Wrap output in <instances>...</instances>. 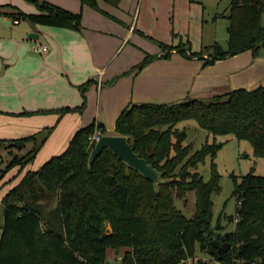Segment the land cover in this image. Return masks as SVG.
Here are the masks:
<instances>
[{
    "label": "trees",
    "instance_id": "1",
    "mask_svg": "<svg viewBox=\"0 0 264 264\" xmlns=\"http://www.w3.org/2000/svg\"><path fill=\"white\" fill-rule=\"evenodd\" d=\"M38 12H26L13 5H0V14L13 21L79 30L82 14L48 1L31 0ZM104 12L98 0H81ZM264 0H231L227 14L228 48L215 45L213 52H192L184 43L177 45L186 57L208 55L207 64L246 50L264 56ZM163 47L168 45L162 44ZM169 48H171L169 46ZM189 51V52H188ZM149 61L145 57L142 68ZM85 93V84L80 86ZM64 107L23 111L19 115L82 111ZM193 118L213 135V141L192 152L186 132L177 124ZM103 134L108 131L99 126ZM46 127L27 137L7 140L8 148L22 149L32 141L25 154L13 155L0 178L14 166L25 167L35 159L53 131ZM94 123L80 128L67 149L30 170L11 188L0 205V264H93L106 261L109 247H127L124 264H178L193 256L197 245L206 247L216 258L252 264L264 263V175L252 172L232 175L233 195L239 202L234 232L223 238L227 251L212 246V194L218 192L219 174L213 158L223 142L217 136L232 134L248 140L254 154L264 157V86L237 88L209 98L186 97L171 103H131L119 115L115 133L128 136L135 151L158 169L166 182L158 188L137 170L129 167L108 147L88 164L89 137ZM212 157V177L205 181L197 170L205 157ZM195 194V212L187 217L175 198ZM108 224L110 228H108ZM233 246V248H231Z\"/></svg>",
    "mask_w": 264,
    "mask_h": 264
},
{
    "label": "crops",
    "instance_id": "2",
    "mask_svg": "<svg viewBox=\"0 0 264 264\" xmlns=\"http://www.w3.org/2000/svg\"><path fill=\"white\" fill-rule=\"evenodd\" d=\"M5 1L2 5L39 11L31 0ZM39 1L80 12L82 27L76 30L39 24L34 29H22L13 38L12 51L5 58L8 64L0 63V71L15 74L0 85V139L27 137L54 126L34 161L23 171L20 166L11 169L18 171L9 190L27 171L37 170L64 152L80 128L94 123L95 131H101L99 126L103 125L108 134H116V121L131 103H171L190 96L209 98L237 88L264 86V56H255L251 50L207 64V54L186 57L178 44L163 47L169 31L177 33V0H98L104 12L81 0ZM31 32L39 37L30 39ZM36 42L48 49L34 51ZM145 57H149L148 63L138 68ZM83 84L85 93L80 89ZM83 104L82 111L62 116L53 112L19 115ZM28 143L33 142L24 147ZM7 146L13 158L16 153Z\"/></svg>",
    "mask_w": 264,
    "mask_h": 264
},
{
    "label": "rangeland",
    "instance_id": "3",
    "mask_svg": "<svg viewBox=\"0 0 264 264\" xmlns=\"http://www.w3.org/2000/svg\"><path fill=\"white\" fill-rule=\"evenodd\" d=\"M230 1L231 0H177L179 8V11L176 12L175 20L178 22L176 23L177 33L172 35L173 32L170 30L167 34L168 37L165 36L163 38L166 42L165 45L170 46L171 44L179 45L184 43L186 48L192 52L209 51L212 53L215 45L227 49L229 34L227 31L228 19L226 16L229 12ZM2 4H6V1L0 0V5ZM160 17L165 18L163 15ZM6 24H9V27H6ZM38 25L39 24L30 23L28 20H21L20 24H15L13 18L10 16L4 18V15L0 14V63H3V66L8 64L5 58H7V54H10L12 51L13 38L17 37L19 34L18 31L27 28L34 29L35 26ZM5 71V69L0 71V85L3 81L14 78L13 75L15 74L11 72L6 74ZM177 127L186 132L184 142L192 146V152L199 150L207 141L209 143L213 141V135L208 132V130L201 127L197 120L193 118L179 122ZM0 141L5 142L7 140L0 139ZM216 142L223 143L213 158L217 173L219 174L220 185L219 191L212 194L211 229L213 240H218V237L223 238L226 234L229 235V233L234 232L236 228L237 219L233 221L230 220V217L236 218V207L239 205V202L233 195L234 181L232 175L238 176V178L250 172L257 175H264V157L254 154L253 146L248 140H240L234 135L228 134L217 136ZM7 145L8 143L0 144V176L8 161L12 158V155L9 154V151L5 147ZM32 145L33 143H28L27 146L23 147L21 150L16 149V147L12 148V152L21 156L27 153L33 147ZM25 167L20 166L22 171ZM40 167H38V169ZM12 168L5 173V183L1 185L0 191L4 189V185L7 186V190L4 189L0 192V201H2L9 192L8 185L12 182L11 180L17 176V168L11 171ZM197 170L202 174L205 181L210 180L213 172L212 157L207 155L204 161L198 164ZM175 204L187 217H191L195 212L194 192H188L187 199L175 198ZM2 223L3 211L0 205V226ZM108 228H110L109 224ZM231 248H233V246ZM127 249V247L118 249L109 247L106 260L109 262L114 261L117 255H125ZM117 250L118 253H116ZM191 257H193V264H222L224 262L227 264H241L243 262V260L237 256H234L231 262L222 261L212 255L208 247L201 249L199 245H197L196 252ZM254 261L257 264H264L262 258H255Z\"/></svg>",
    "mask_w": 264,
    "mask_h": 264
},
{
    "label": "water",
    "instance_id": "4",
    "mask_svg": "<svg viewBox=\"0 0 264 264\" xmlns=\"http://www.w3.org/2000/svg\"><path fill=\"white\" fill-rule=\"evenodd\" d=\"M28 37L30 39H37L39 34L31 32L29 33ZM106 147H108L129 167L137 170L146 179L151 180L156 188H158L161 183L166 182V179L163 178L162 173L135 151L133 145L129 141L128 136L125 135L103 134L91 149L88 160L89 166L92 165L94 160ZM227 236L228 234H226V237ZM212 246L220 252L222 250L227 251L230 245L228 241L221 243L219 240H213ZM116 253H118V250Z\"/></svg>",
    "mask_w": 264,
    "mask_h": 264
},
{
    "label": "built area",
    "instance_id": "5",
    "mask_svg": "<svg viewBox=\"0 0 264 264\" xmlns=\"http://www.w3.org/2000/svg\"><path fill=\"white\" fill-rule=\"evenodd\" d=\"M15 23L17 21H14ZM33 50L39 53H42L44 51H46L48 49V47L46 45H43L41 43H34V45L32 46ZM102 136V132L100 130L95 131L90 137H89V141L90 144L93 145L95 144L100 137ZM193 257L189 256L185 259H183L181 262H179L178 264H193ZM93 264H124V255H117L116 259L112 262L109 261H105V262H98V263H93ZM198 264V263H197ZM222 264H227L226 262L222 263ZM252 264H257L255 261H253Z\"/></svg>",
    "mask_w": 264,
    "mask_h": 264
}]
</instances>
